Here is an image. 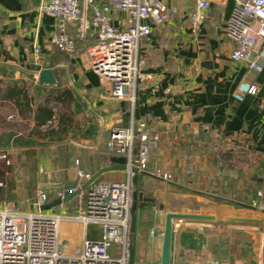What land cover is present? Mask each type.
Listing matches in <instances>:
<instances>
[{"label":"crops","instance_id":"1","mask_svg":"<svg viewBox=\"0 0 264 264\" xmlns=\"http://www.w3.org/2000/svg\"><path fill=\"white\" fill-rule=\"evenodd\" d=\"M162 1L177 6L179 15L155 27L142 42L139 55L148 78L138 82L132 105L111 97V84L91 70L85 51L73 56L55 47L52 37L57 20L37 11L39 0H0V113L8 124L0 122V153L6 155L14 176L9 184L0 181V187L12 195L0 208L15 204L22 213L24 202L35 200L39 191L52 199L66 191L60 185L78 181L81 186L84 180L79 170L94 176L113 164L111 158L117 155L107 151L111 132L129 127L132 119L145 121L160 135L150 170L170 172L175 181L139 172L138 184H134V174L130 177L127 170L108 171L97 178H131V194L137 190L148 198L138 201L135 230L128 233L133 264H161L165 220L172 211L215 219L174 220L171 264H264V208L251 205L259 191L264 194V180L257 168L264 167V160L263 164L247 161L252 166L248 171L244 159L233 164L238 158L234 152L242 150L245 155L264 157V70L257 72L230 58L233 43L226 27L232 0H210L198 30L191 20L197 0ZM111 16L116 25H127L125 14L113 12ZM93 41L89 35L78 44L85 49ZM36 47L41 50L38 60ZM44 68L55 69L56 85L39 82ZM243 81L258 90L240 101L234 93ZM15 85L27 90L28 109L17 105L22 95L18 101L16 92L11 95ZM63 88L72 92L71 125H58L55 117L48 125L37 126V106L51 90ZM1 167L5 168V162ZM82 206L77 196L50 210L64 216L60 251L66 256L77 254L85 237L97 239L102 234L100 225L85 230L76 219L83 214ZM91 226L101 229L98 236L91 234Z\"/></svg>","mask_w":264,"mask_h":264},{"label":"built area","instance_id":"2","mask_svg":"<svg viewBox=\"0 0 264 264\" xmlns=\"http://www.w3.org/2000/svg\"><path fill=\"white\" fill-rule=\"evenodd\" d=\"M96 1L39 0L37 11L57 20L52 43L59 51L73 56L85 51L91 70L111 84V97L134 105L138 82L148 78L142 72L145 64L139 55L140 46L155 27L174 21L179 8L162 0H109L101 4ZM232 1L234 7L226 27L233 43L230 58L234 63H246L249 68L261 72L264 70V0ZM210 7V0H197L195 11L191 13L195 30L203 24ZM113 12L125 14L127 25H116L111 16ZM89 35L94 36V41L82 49L78 42L86 41ZM40 53L36 47V60ZM257 90L255 85L243 81L234 97L242 101L244 95H255ZM159 146L160 135L155 128L145 121L132 119L129 127L115 128L111 132L107 151L127 159L130 177L136 168L166 182H174L172 173L150 170L151 155ZM0 157L6 158V155ZM78 173L84 180L79 196L85 213L78 214L76 219L83 223L85 230L91 224L100 225L101 236L97 239L85 237L77 254H62L60 226L64 216L42 210L51 196L39 191L35 200L24 202L27 208L22 213L9 203L0 208V264H128L133 201L131 178L128 181L96 179L87 183L92 174L82 170ZM257 196L251 200V205L263 209V192L259 191ZM31 208L36 211H29Z\"/></svg>","mask_w":264,"mask_h":264},{"label":"water","instance_id":"3","mask_svg":"<svg viewBox=\"0 0 264 264\" xmlns=\"http://www.w3.org/2000/svg\"><path fill=\"white\" fill-rule=\"evenodd\" d=\"M39 82L44 85L54 86L57 84V78L55 74V69L53 68H44L39 73ZM111 161L113 164L109 166H105L101 168L98 172L92 176V178L87 182H92L99 178V176L105 172L113 171V170H127L126 161L127 159L123 156H112ZM134 177V184H138V174L139 171L135 168L132 170ZM144 173V172H142ZM179 187L186 188L185 186H181L179 184L174 183ZM59 187H63L66 191L63 193V196H56L52 198L50 201L45 203L42 206V210H51L57 208L65 203L70 202L74 198L80 195L82 187L79 185L78 181L67 182L64 185H60ZM133 201L131 206V223L130 229L132 232L135 230L136 226V211L138 208L139 200H147L148 198L143 197L142 192H138L135 190L133 192ZM215 197V196H214ZM176 219H192V220H214V216L205 215V214H195V213H182V212H169L166 216L164 232H163V245H162V258L161 264H171V255H172V238H173V223ZM246 221H254L252 219H246ZM134 259V251H130V259L129 264H133Z\"/></svg>","mask_w":264,"mask_h":264},{"label":"trees","instance_id":"4","mask_svg":"<svg viewBox=\"0 0 264 264\" xmlns=\"http://www.w3.org/2000/svg\"><path fill=\"white\" fill-rule=\"evenodd\" d=\"M15 92L17 96L16 98L17 101L21 98V95L23 96L21 99L22 100L21 103H18L16 101L18 107H24L28 109L30 107V101L28 97V92L25 89V87H19L18 85H15L13 89V93L11 95H14ZM71 99H72V92L69 88L51 90L50 93L47 95L45 102L37 106V112L35 114L36 125L37 126L48 125V121L54 120L55 117L58 121V125L61 124L71 125V123L73 122V119L70 117L69 114V110L71 109L69 103ZM50 101L53 102L52 105L50 104ZM4 123L5 122L3 120L2 124ZM4 125L7 126V124ZM9 168L10 167L7 164H5V169L0 170V174L4 176L6 173L5 170H7V172L10 171ZM7 194L9 195V198L12 199V195L9 189L7 191Z\"/></svg>","mask_w":264,"mask_h":264},{"label":"rangeland","instance_id":"5","mask_svg":"<svg viewBox=\"0 0 264 264\" xmlns=\"http://www.w3.org/2000/svg\"><path fill=\"white\" fill-rule=\"evenodd\" d=\"M2 111V110H1ZM5 111H7L6 109L4 110V112ZM4 116L5 115H3L2 113H0V122L2 121V119L4 118ZM4 126H6V125H4ZM6 127H8V124H7V126ZM244 152V150H242L241 152H239V153H236V152H234V154L238 157L237 159H235V163H233L234 164V167L236 166V162H237V160L238 159H244V162L245 163H247V164H249V166H247V165H245V170L246 171H248V170H250V169H252V166H251V164H250V162H247V161H252V162H254V160H257V162H259V160H261L260 162H261V164H263V160H264V157H262L261 159H259L258 157H256L253 153H248V155L246 154L245 155V153H243ZM2 155V153H0V156ZM251 157V158H250ZM254 157H256V158H254ZM253 158V159H252ZM3 162H5V164H6V162H7V159L6 158H3V159H0V170H3V169H5V168H3V167H1L2 166V164H3ZM251 162V163H252ZM243 165L241 164V167H242ZM244 168V167H243ZM257 168H258V170H259V174H260V176H262V178H263V180H264V167H259L258 165H257ZM5 172H7V170H5ZM13 175L8 171L7 173H5V175L4 176H2L1 174H0V181L1 180H4L5 182H7L8 184H9V182L13 179ZM1 183V182H0ZM263 185H264V183H263ZM3 187H0V205H2L4 202L6 203V201L8 200H11L10 198H9V195L7 194V191H6V188L3 190L2 189ZM15 204H13V205H11V206H14ZM254 207V206H253ZM25 209L27 208V206L26 207H24ZM259 209V208H258ZM83 213H85V211L83 210L82 211ZM91 225H93V224H91ZM90 232H91V234H93L94 236H98L99 235V233H100V231H101V229H100V231L99 230H93V228H92V226L90 227ZM62 233H64V232H62ZM63 238H65L66 239V237H64V234H63ZM68 240V239H67ZM66 242V241H65Z\"/></svg>","mask_w":264,"mask_h":264}]
</instances>
